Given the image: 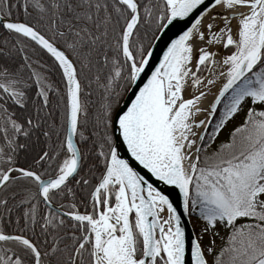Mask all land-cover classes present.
Returning <instances> with one entry per match:
<instances>
[{"label": "snow or ice", "instance_id": "1", "mask_svg": "<svg viewBox=\"0 0 264 264\" xmlns=\"http://www.w3.org/2000/svg\"><path fill=\"white\" fill-rule=\"evenodd\" d=\"M13 8L23 9L22 19ZM181 21L190 26L153 68L154 42ZM145 24L153 31L147 43L139 35ZM0 36V264H210V255L212 264H264V0H0ZM30 45L52 68L31 58ZM220 48L235 50L218 58ZM97 65L95 82L107 95L95 125L104 134L92 132L95 152L96 140L89 151L76 138H91L81 131L88 123L81 76ZM53 69L63 93L45 74ZM102 69H109L103 85ZM145 75L126 110L117 111L122 94ZM218 81L214 102L202 107ZM53 92L63 106L59 126L50 122ZM245 105L232 141L209 155L211 141ZM201 113L208 119L197 123ZM114 124L131 157L178 190L175 201L120 157L107 131ZM41 137L48 150L18 166L21 151ZM194 214L206 227L189 239L182 220ZM218 225L231 234L216 255L201 241L210 230L218 234Z\"/></svg>", "mask_w": 264, "mask_h": 264}, {"label": "trees", "instance_id": "2", "mask_svg": "<svg viewBox=\"0 0 264 264\" xmlns=\"http://www.w3.org/2000/svg\"><path fill=\"white\" fill-rule=\"evenodd\" d=\"M17 2H18V0H13V3H17ZM142 2H144V0H142ZM161 2H162V0H161ZM13 13H14V16L19 17L20 19L23 18V9L22 8H20L19 10H17L16 8H13ZM145 33H147V36H145ZM139 35L141 36L142 39L145 40V43L153 40V31L146 24L141 26V28L139 29ZM2 39H3V37L0 36V40H2ZM31 47H32V45L29 46V50H28V54L31 56V58L33 60H39L40 63H43L48 68H52L53 61L47 56V54L44 53L42 50H39V49L37 50L36 53H32ZM233 51H234V48H230L227 50L225 49L226 54L231 53ZM100 59L101 58L99 56L94 57V61H93L94 64H95L96 60H100ZM77 67L79 68V62H77ZM97 67H102V65H97L96 67L93 68V70L91 72H86L87 79L84 78L85 74H82V76H81L82 83L84 84V92L82 93L81 98L85 102V104L87 105V108H88V116H87L88 123L86 126L81 127V131L84 132V134L86 136H89L91 138L87 143L81 142L79 137L76 138L78 146H80L82 148V150L86 149L89 151H91L93 149L92 141L96 140L97 143L95 145V152H98L100 150L99 138L96 136H92V132H93V130H95V131L99 132L101 136H103V134H104V128L103 127L97 128V127H95V125H96V117L98 115H102V105L104 104V102H105L104 98L107 95L104 88L95 82V76L97 74ZM39 70L44 71L43 69H39ZM45 74L49 76V82L53 84L54 88H59L61 93H63L64 86H63V81L61 78V73L59 72V70L53 69L50 73H45ZM99 74L101 76L100 84L101 85L106 84L107 83V77L109 75V69H102ZM25 75H27V73H25ZM89 80L92 81L91 87L88 86ZM120 83L122 84L123 81H121ZM34 92H35V89H33V93ZM88 93H91V95H88ZM124 93L122 94V96L124 95ZM122 96L119 98V100L122 98ZM50 100H51V108L49 110L52 111V113H53V116L50 118V122H51V120H54L56 122L57 126H59L60 113L63 110V106L59 104V97H57L55 92L50 93ZM113 100L115 101V97H113ZM119 100H118V102H119ZM118 102H116V106H117ZM222 107H223V104L219 107L217 116L214 118V122L217 120L219 121L220 111H221ZM84 120H85V117L82 114L81 115V123L82 124H83ZM2 125H3V121H2V119H0V146H3V144L5 143V141L3 139V127H2ZM242 125H243V123H242ZM242 125H240L239 127H241ZM211 128H212V126H209L208 131H211ZM235 130H233L230 133L228 140L226 142L217 145L216 148H210L209 149V155L219 151L223 147V145L230 143L233 139V133H235ZM107 131L109 134L112 135V129L111 128H109ZM61 139H63V137H61ZM21 142H23V141H21ZM53 143H54V145L58 144L59 140H57L55 137H53ZM42 150H45V151L48 150V145L44 141L43 137H41V139L38 142H35L28 152H24L23 150L21 151L20 156L18 158V160H19L18 166H20V167L31 166L34 162V159L38 158V154H42ZM93 162H95V161H93ZM85 171H87V165L85 166ZM101 171H103L102 165H100V168L97 171L96 175H99V173ZM81 174L83 175L84 173L82 172ZM74 183H75V181H73V184ZM95 183H96V181H93V184H95ZM89 191H91V189H89ZM80 195L83 196L86 194L80 193ZM89 198H90V196L85 201V203L87 204L88 210H89V204H88ZM80 211L81 212L85 211L84 206L80 207ZM14 218H15V214H13V219ZM241 223H243V221H241ZM195 232L198 233L197 230H195ZM230 234H231L230 230L226 229V234L223 237L221 243L214 248L216 255H219L223 249H225L226 247L229 246ZM224 259H225V261H227L228 257L225 256ZM213 261H214V257L211 256V264Z\"/></svg>", "mask_w": 264, "mask_h": 264}, {"label": "water", "instance_id": "3", "mask_svg": "<svg viewBox=\"0 0 264 264\" xmlns=\"http://www.w3.org/2000/svg\"><path fill=\"white\" fill-rule=\"evenodd\" d=\"M216 11H223V9H217ZM237 11L247 12L248 9L240 8ZM229 15H231V13H229ZM189 19L191 20L193 18H189ZM187 26H190V24H186L185 21H181V22H179V24H175V26H170L169 29L165 30L166 35L161 40L154 42L153 50L155 52V55H154V59L152 61V67L153 68L159 63V59L162 57L163 51L166 50L167 43H170V39H175L176 36L180 34L181 29L185 28ZM232 28L235 30L237 29V21H235V20L232 21ZM211 50L217 51L216 48H213ZM219 54H220L221 58L224 57V49L223 48H222V50L219 49ZM148 74L150 75V72ZM146 79H147V75L143 76L142 80L140 82H138L137 87L130 88L125 92V94L123 95V97L120 99V101L118 102V104L116 106L117 111H120L121 109L126 110L127 106L131 102V99H134V94L136 92H138L139 87L143 86V83L146 82ZM220 86H222V83L218 87H216L215 89H212L209 92L207 99H205L201 102L202 107L207 108L210 106V104L212 102H214V96L216 94H218ZM207 91H209V90H207ZM206 119H208L207 115L205 113H201V114L197 115L196 122L199 123L200 121L206 120ZM205 127L208 128V125H205ZM198 132L202 133L203 129H198ZM112 136H113V140L117 143L120 157L122 159H127L129 161V164L134 168V170L139 172L141 175H144L146 179H149V182L154 184V186H156L162 190H165L166 194H169L170 198L175 201L178 197V190H173L171 186H165V185L161 184L160 182L155 181V178L151 177V174L147 173V170L143 169V167L141 165H139L138 162H136L131 157V154L128 153V151H127V146L123 144L122 138L119 135L118 126L115 124L112 127ZM89 204L91 206L90 198H89ZM134 218L135 217L133 216V220H134ZM182 223L184 224V226L186 228L187 238H189V239L196 238L197 235L195 234V231L192 227L191 221L189 222V218L184 217L182 220Z\"/></svg>", "mask_w": 264, "mask_h": 264}, {"label": "rangeland", "instance_id": "4", "mask_svg": "<svg viewBox=\"0 0 264 264\" xmlns=\"http://www.w3.org/2000/svg\"><path fill=\"white\" fill-rule=\"evenodd\" d=\"M206 72L207 71H203L200 73L201 78L206 74ZM247 107L248 106L245 105L244 111H242L234 119H232L231 121H229L226 125H224L222 127L219 134L216 136L215 140L211 141V147L210 148H216L217 145L226 142L228 140L230 133L233 130H235L237 127L242 125V123L245 120V112L247 111ZM222 111H223V107L220 111V114L222 113ZM216 122H218V120L215 121L214 123H216ZM208 128H209V126H208ZM212 130H213V127L211 128V131H208L209 137H211ZM191 223H192L193 228L195 230H197L198 237L201 236L203 233V229L206 227V223L202 219L198 218V215H196V214H194L191 217ZM215 233H218V234H214L210 230L207 234L203 235V239H202L201 243H202V245L206 251L209 248V246H212L213 248H215L216 246H218L221 243L223 237L226 234V228H224L223 225H218L217 228L215 229ZM213 240L215 241L214 244H212ZM208 259H209L210 264H211V255L208 256Z\"/></svg>", "mask_w": 264, "mask_h": 264}, {"label": "bare ground", "instance_id": "5", "mask_svg": "<svg viewBox=\"0 0 264 264\" xmlns=\"http://www.w3.org/2000/svg\"><path fill=\"white\" fill-rule=\"evenodd\" d=\"M205 23H207V21H205ZM233 35H234V37H236V30H235V29H233ZM220 50H222V48H220ZM226 56H227V55H226ZM218 58H221L220 55H219ZM207 76H208V72H206V74L202 77V79L205 78V77H207ZM221 83H222V81H218L217 85L213 86L212 89H215V88L218 87ZM212 89H211V90H212ZM204 90L207 91L208 88H205ZM185 95H186V98H189L190 95H191V91L187 92ZM197 131H198V129H197Z\"/></svg>", "mask_w": 264, "mask_h": 264}, {"label": "flooded vegetation", "instance_id": "6", "mask_svg": "<svg viewBox=\"0 0 264 264\" xmlns=\"http://www.w3.org/2000/svg\"><path fill=\"white\" fill-rule=\"evenodd\" d=\"M88 204H89V202H88ZM92 210V209H91ZM89 211V210H88Z\"/></svg>", "mask_w": 264, "mask_h": 264}]
</instances>
